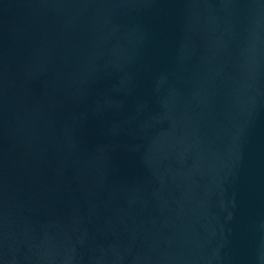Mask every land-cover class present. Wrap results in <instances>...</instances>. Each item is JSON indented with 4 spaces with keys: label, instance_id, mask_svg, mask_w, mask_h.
Listing matches in <instances>:
<instances>
[{
    "label": "water",
    "instance_id": "95a60500",
    "mask_svg": "<svg viewBox=\"0 0 264 264\" xmlns=\"http://www.w3.org/2000/svg\"><path fill=\"white\" fill-rule=\"evenodd\" d=\"M0 264H264V0H0Z\"/></svg>",
    "mask_w": 264,
    "mask_h": 264
}]
</instances>
